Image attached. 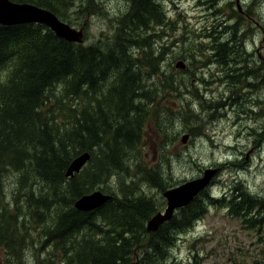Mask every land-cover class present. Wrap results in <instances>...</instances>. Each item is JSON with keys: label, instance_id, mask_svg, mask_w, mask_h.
<instances>
[{"label": "rangeland", "instance_id": "374dc122", "mask_svg": "<svg viewBox=\"0 0 264 264\" xmlns=\"http://www.w3.org/2000/svg\"><path fill=\"white\" fill-rule=\"evenodd\" d=\"M27 1L50 5L64 23L77 30L83 28L87 35L84 45L80 46L98 47L103 53L111 51L114 58L128 55L131 60L144 61L145 49L139 45L145 41L160 57L159 75H151L150 69L142 70L139 86L144 85L146 90L154 91V95L135 102L144 105L148 114H136L142 124L135 130L137 137L132 146H126L121 166L111 168L113 136L98 138L95 146L87 145L94 157L83 171L89 193L102 191L117 200L144 195L153 199L159 212H163L167 207L164 189L155 186L153 178L159 177L157 184L169 189L202 178L207 169H214L213 164L223 168L217 183L209 185L197 198L203 208L197 221L189 228L168 227L163 233L172 241L168 246L159 244L156 248L145 237L143 243L133 248V264H264V170L255 169L258 167L253 163L255 150L251 152L247 142H243V150H247L248 162L230 163L232 155L226 151L229 142L225 122L230 123L234 136L238 128L242 133L248 132L250 124L243 119L242 125L237 126L235 117H224L218 121L220 129L214 135L209 128L211 121L200 116L197 101L198 91L201 92L208 76L210 59L199 53L205 52V45L210 46L217 39L213 37L210 41L207 37H218L226 27L234 26L239 31L259 34L254 39L258 43L260 32L264 31V0H240L245 17L246 10L249 11V17L241 20L232 15L227 5L232 2L237 10V0H154L162 13L154 11L160 21L146 20L144 25L133 20L132 9L139 0ZM117 33L118 37L124 35V39H117ZM245 46L250 48L248 43ZM224 58L221 62L226 67ZM180 61L186 64V69L176 68ZM257 63L264 69V61ZM12 70V64H8L0 71V87L8 82ZM161 73L174 77L173 91L161 89ZM117 77L116 72L105 73L92 96L74 94L69 88L70 79L56 83L49 90L43 109L54 135L59 137L75 129L84 131L94 122L96 113L119 126L120 109L116 108V102L110 101L109 95L117 86ZM256 92H261L264 98V86ZM244 93L249 92L244 90ZM151 101L154 104H150ZM241 102L246 106L251 104L249 99ZM262 113L264 103L259 105V114ZM185 135L189 139L183 143ZM23 153L27 162L22 154L15 155L12 159L15 167L7 166L0 180V264H78L83 257L88 263L91 248L81 249L85 243L80 242L89 237L90 230L80 232L72 243L70 240L52 242L50 233L60 207L59 191L34 174V149L23 147ZM235 181L236 197L229 192ZM225 194L231 200L223 198ZM251 219L258 221L252 225ZM162 220L155 223L153 229ZM97 223L104 230L111 229L102 220Z\"/></svg>", "mask_w": 264, "mask_h": 264}, {"label": "trees", "instance_id": "16d2710c", "mask_svg": "<svg viewBox=\"0 0 264 264\" xmlns=\"http://www.w3.org/2000/svg\"><path fill=\"white\" fill-rule=\"evenodd\" d=\"M12 1L36 4L27 0ZM37 6L53 12L50 5ZM132 11L135 13L132 14L133 20L140 25H144L146 20L159 22L154 11L162 14L154 0H140ZM116 38L123 40L124 35L118 37L117 33ZM139 47L145 49L144 61L131 60L128 55L114 58L111 51L103 53L98 47L85 48L68 43L57 38L45 26L37 24L0 26V71L8 64L13 66L8 82L0 87V180L7 166L15 167L12 162L15 155L22 154V159L27 162L23 147L34 149V174L59 191L60 207L54 230L50 233L52 242L67 243L70 240L72 243L80 232L90 230L89 237L80 242L85 243L81 249L91 248L90 260L86 263L83 257L78 264H133V248L143 243L145 237L156 248L159 244L168 246L172 243L170 236L163 235L168 227L189 228L203 212L197 198L204 190L189 206L177 211L169 223L162 225L157 232H148L147 222L159 212V207L153 199L144 195L122 200L113 196L114 199L103 207L89 213L74 207L77 199L90 193L85 186L83 171L73 178H66V170L72 160L82 152H91L87 145H97L98 138L113 136L115 144L110 149L111 168L117 169L121 166L126 146H132L137 137L135 130L141 127L142 121L136 114H148L144 105L135 102L153 97L154 91L146 90L139 83L142 70L150 69L151 75H159L160 57L150 50L145 41ZM109 71L118 74L117 86L111 89L109 95L110 101L116 102V108L120 109L118 116L121 124L116 126L96 113L94 122L88 124L84 131L75 129L59 137L54 135L49 119L43 115L49 90L67 78L71 80L69 88L74 94L92 96L100 85L99 81H103ZM164 77L165 74L161 73V89L173 91L174 77ZM130 117L131 120H128ZM83 121L86 123L85 117ZM158 182L159 177L153 178L155 186L163 188L164 192L171 189H165ZM248 202L246 207L250 200ZM238 206L243 207L239 203ZM98 220L107 223L111 229L104 230ZM257 221L251 219L250 222L253 225Z\"/></svg>", "mask_w": 264, "mask_h": 264}, {"label": "flooded vegetation", "instance_id": "af4514ba", "mask_svg": "<svg viewBox=\"0 0 264 264\" xmlns=\"http://www.w3.org/2000/svg\"><path fill=\"white\" fill-rule=\"evenodd\" d=\"M70 1L73 2V0ZM227 5L230 7L232 15L239 16L240 20L245 17L243 2L237 0V10L233 7L232 2ZM247 17H249L248 9L245 19ZM230 19H232L231 16ZM238 29L229 26L220 32L218 37L208 36L207 39L210 41L213 40V37L217 39H214L213 44L210 45L212 47L205 45V52L199 53L203 57L210 56V59L207 69L208 76L204 79L201 92L198 91V110L203 119L211 121L209 128L214 132V135L220 129L218 121L224 117L227 119L235 117L234 124L237 126L242 125L241 120H248L250 124L247 126L248 132L242 133L238 128L236 136L231 132L230 123L225 122L229 142L226 151L232 155L230 163H234L236 160L248 162L249 155L245 156L247 150H243V142H247L248 147H251V152L255 150L256 158L253 163L258 165L255 169L262 172L264 170V113L259 114V105L264 103V98L261 97L262 91L260 93L256 91L263 89L264 86V69L261 63H257L264 61V31L260 32L261 40L257 43L254 39L258 38L259 34ZM216 41H218L217 44ZM246 43L250 48H246ZM222 58H224L226 67L221 62ZM258 78L261 79L260 82L257 81ZM250 79L252 81H249ZM244 90L249 93H244ZM248 99L251 101L250 106L241 102V100ZM238 122L240 123L238 124ZM224 164L227 166V163ZM213 166H215L214 169H207L214 171L210 185L217 183L216 181L221 176H218L219 171L223 169L215 164ZM229 192L230 195L237 196L236 181L233 186L229 187ZM224 196L230 198L226 194ZM179 210H175V214Z\"/></svg>", "mask_w": 264, "mask_h": 264}, {"label": "water", "instance_id": "95a60500", "mask_svg": "<svg viewBox=\"0 0 264 264\" xmlns=\"http://www.w3.org/2000/svg\"><path fill=\"white\" fill-rule=\"evenodd\" d=\"M28 23L49 27L57 38L68 43L84 44L85 37L83 29L76 30L68 24L61 22L52 12L30 4H17L10 0H0V26H17ZM176 68L184 70L186 69V64L180 61L176 64ZM188 139L189 136L185 135L182 142L186 143ZM90 159L91 154L89 152H85L76 157L67 168L66 177L72 178L76 174H79L87 166ZM213 175L214 171L207 170L203 178L186 182L178 187L165 191L163 195L167 201V207L163 212L156 214L147 222V231L157 232L162 225L169 223L175 214V210L189 206L210 185ZM185 189L189 190L183 198H173V193H182ZM111 199H114L111 195L101 191H94L93 193L80 197L75 202L74 207L80 212L89 213L103 207ZM161 218L164 220L153 229L155 223Z\"/></svg>", "mask_w": 264, "mask_h": 264}, {"label": "bare ground", "instance_id": "6f19581e", "mask_svg": "<svg viewBox=\"0 0 264 264\" xmlns=\"http://www.w3.org/2000/svg\"><path fill=\"white\" fill-rule=\"evenodd\" d=\"M165 2V1H164ZM37 6V5H36ZM74 6V5H73ZM43 8V7H42ZM74 8H75V6H74ZM71 12V11H70ZM59 17V16H58ZM264 18V17H263ZM119 20V19H118ZM47 28V27H46ZM85 33V32H84ZM85 35H87L86 33H85ZM189 189H185L182 193H177V194H174L173 193V198H183L184 197V195L187 193V191H188ZM175 201H177V200H175ZM184 201V200H183ZM177 213V212H176Z\"/></svg>", "mask_w": 264, "mask_h": 264}]
</instances>
